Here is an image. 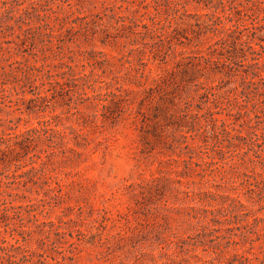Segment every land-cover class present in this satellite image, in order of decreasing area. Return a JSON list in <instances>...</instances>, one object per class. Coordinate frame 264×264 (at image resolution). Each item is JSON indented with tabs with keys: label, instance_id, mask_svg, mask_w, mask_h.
<instances>
[{
	"label": "rangeland",
	"instance_id": "1",
	"mask_svg": "<svg viewBox=\"0 0 264 264\" xmlns=\"http://www.w3.org/2000/svg\"><path fill=\"white\" fill-rule=\"evenodd\" d=\"M16 1L21 4L19 9L29 7L31 11L38 6V0ZM72 2L77 4V0ZM40 3L44 5L45 0ZM81 3L76 6L81 16L103 7V0ZM187 9L192 15L206 12L194 3ZM67 10L66 7L62 13ZM16 17L19 18L18 12ZM30 17L27 25L0 19V87L9 96L5 104L0 103V119H13L15 133L47 128L56 142L43 137L33 146L34 152L43 156L46 175L33 177L37 183L13 184L10 188L15 193L10 214L16 226L4 227L0 218L2 237L14 242L10 232L17 235L13 229L19 227L18 216L23 215L25 225L32 229L25 234L24 247L36 252L22 262L23 251H18L14 264H56L53 259L62 258L53 251L56 246L71 255L67 264H264V189L259 201L255 195L249 197L245 183L247 175L262 171L261 165L250 162L251 154L243 157V165H214L213 157L221 156L211 150L217 140L215 134L198 130V125L183 126L180 121V117L190 116L186 108L190 104L189 109L198 113L199 122L211 124L215 118L228 125L238 119L236 128L240 129V102L252 119L253 131L264 133V113L253 106L264 107V99H228L227 91L242 87L240 74L244 73H215L213 66L200 72L185 65L178 67L170 51L169 56H164L161 44L143 46L123 38L121 35H128L127 32H122L109 17L104 23L93 25L88 37L59 30L57 26L52 36L38 30L40 23L48 19L37 20L33 14ZM187 19L195 22L197 18ZM12 25L13 29L7 27ZM182 29L185 36L180 41L185 45L172 42L177 60L197 48L206 50L217 40L209 33L201 37L196 47L191 29ZM187 36L190 44L184 38ZM55 49L64 61L74 57L73 71L51 69L53 76L45 83L36 81L31 85L21 80L22 75L17 72L20 63H57L51 57ZM166 69L174 72L168 74ZM10 71H15L14 75L6 74ZM84 73L90 75V83L102 86L103 92L107 87H119L124 99L103 109L99 99H85L77 94L74 75L81 84ZM157 73L162 74L166 84L148 91L151 77ZM206 89L217 96L206 95ZM18 93L19 98L25 99H17ZM37 93L44 98L36 99ZM248 126L241 128L244 135L252 131ZM67 143L75 152L67 148ZM193 143L204 146L193 153L187 148ZM224 150V157L237 163V158ZM28 163L21 162L27 165L25 170L30 167ZM2 166L0 161V170ZM14 169L12 165L11 171ZM58 184L61 192L57 191L55 197L50 188ZM237 195L248 209L240 208L235 213L227 210L231 201L222 197ZM219 206H224L225 211H219ZM34 215L39 222L60 225L59 233L53 231L47 237ZM38 254L48 258L43 261ZM0 264L8 263L0 260Z\"/></svg>",
	"mask_w": 264,
	"mask_h": 264
},
{
	"label": "trees",
	"instance_id": "2",
	"mask_svg": "<svg viewBox=\"0 0 264 264\" xmlns=\"http://www.w3.org/2000/svg\"><path fill=\"white\" fill-rule=\"evenodd\" d=\"M0 1L2 3L0 5V19L5 17L13 20L15 23L19 22L22 25H27V20H31L30 16L33 14L37 20L44 21V19H48V21L40 23L38 30L43 29L47 34L52 36L55 35L53 34V28L57 26L59 30L65 29L66 32L88 37L93 33V25L99 22L104 23V20L109 17L115 21L118 25L117 27L122 32H127L128 35H121L123 38L130 39L134 44L140 43L143 46L154 47L161 44L165 49L164 56H169L168 52L170 51L178 67L185 65L191 71L200 72L202 69L209 70L210 66H213L211 67L213 72L226 73L228 75H231V72L236 75L243 72L244 74H240L243 82L242 87H233L227 91L228 99H264V0H103L101 10L85 16H81L76 8L77 5L82 6L81 2L84 0H77V4H74L72 0H45L44 5L40 3L42 0H38V6L31 8L32 12L29 7L17 8L21 4H18L16 0L11 2L8 0ZM190 3H194L197 7L206 10V12L195 15L190 14L187 9ZM66 7L68 9L67 13H62ZM16 12L19 13V18L16 17ZM190 16L191 18H197L196 21H188L187 18ZM202 18L204 20L200 21ZM183 26L191 29L197 43L196 47L201 42V37L209 33H213L217 40L209 44L206 50L197 48L192 50V54L189 56L177 60L175 57L177 51L173 47L172 42H179L180 38L185 36L183 33L185 29H182ZM7 27L10 29L14 28L13 25ZM61 33L63 31H60L59 34ZM184 38L189 40V44L191 43V39L188 36ZM58 42H63V39H59ZM174 44L185 45L183 41L179 43L174 42ZM57 48L59 49L60 46H57ZM58 49L52 50L51 56L57 63H45L44 61L42 63H39V61L31 63L28 60L25 65L20 63L17 72H20L22 75L21 80L31 85L36 81L45 83V80L49 81L51 80V76H53L51 75V69H68L73 71L74 57H70L68 62L64 61ZM67 50L74 55V50L71 47L68 46ZM237 67L242 68L243 71H239ZM165 71L168 74L174 72L168 69ZM14 73L15 71H10L6 74L10 76L14 75ZM141 77H144L143 72L141 73ZM89 78L90 75L84 73L81 77L84 83L80 84L77 82L79 77H75L74 75L75 92L83 95L85 99H99L103 109H107L109 105H118L119 101L124 99V95H122L119 87H115L114 90H109L110 87H107L106 91L103 92L102 86L97 87L96 82L90 83ZM151 82L152 86L148 88V91H153L155 85L159 87L163 82L166 84L162 74L159 73L151 77ZM1 85L6 84L2 83ZM86 88L90 89L93 94L89 95ZM209 91L210 89H206V95L217 96V93ZM4 93L5 90L0 87L1 104H5L6 99L9 98ZM37 96L36 99L44 98L40 93H37ZM17 97V99H25L19 98V93ZM237 104L239 108L237 115L242 118L241 123H239L240 129L236 128L238 119H235V121L228 125L215 118H213L211 124L208 121H205V123L199 122L198 113L193 112V109H189L191 107L190 104H187L186 107L190 111V116L184 115L180 117V121L183 123V126H186V124H191L193 127L198 125V130L203 129L209 135L215 134L217 140L214 142L215 145L211 147V150L217 152V154H221V156L218 154L219 156L216 159L213 157L211 163L214 165L220 163V167L223 168L227 165L233 166L232 164L238 163L239 165H243L242 161L245 155L251 154L255 157V159L250 157V162L254 166L260 164L262 171H254V175L252 176L247 175L248 179L245 180V183L248 185L249 197L252 198L255 195L260 201L262 199V190L264 189V162L261 161L264 159V133L259 134L253 131L254 126L250 125L252 119L249 118L250 116L246 107L240 104V102H237ZM253 106L256 110H260L259 113H264V107L258 104H254ZM217 122H220V124H217ZM6 123L7 125H5ZM244 126L252 129L247 135H244L241 131V128ZM16 128L17 126L13 119H0V161L3 164L0 170V218L5 222L4 227L9 228L13 224L14 227L16 226L12 221L14 217L10 214V210L14 208L11 197L15 194L10 189L11 186L13 184L26 186L30 181L37 183L33 177L46 175L43 156L34 152L36 151V147L33 146L42 142L43 137L52 143L56 142L55 137L49 134V129L47 128H33L15 133ZM187 132L189 133V130ZM183 137L186 138V136ZM189 137L192 138L193 136ZM206 142L204 141V143ZM203 146L193 143L192 145H187V148L196 153ZM67 148L75 152L69 146V143H67ZM224 148L228 149L227 153L237 158V163L233 162V158L224 157L226 153ZM22 160L29 162V169H24L27 165H22ZM205 163L207 162L205 161ZM12 165L15 168L13 171H11ZM50 191L56 197V192H61L60 184L57 187H51ZM210 194L214 195L211 192ZM223 198L231 201L227 204V210L229 211L233 209L236 213L239 212L237 210L240 208L248 209V206L241 202L240 195ZM44 200L39 199V201ZM218 209L219 211H225L224 206H219ZM210 212L212 214L215 213L213 210ZM18 217L20 225L17 229H13V231L17 230V235L12 233V229L10 230V236L14 242L2 237L0 230V240L4 244V246L0 247V251L2 252V255H0L1 262L6 261L8 264H14L17 261L16 258L19 256L18 251H23L20 259L22 262L28 261L36 253L24 247V243L26 242L25 234H30L32 229L25 225L23 215H19ZM33 217L36 222L40 221L37 216L34 215ZM37 225L38 227H43L42 233L46 234L47 237L53 231H56L58 234V229L61 228L60 225H57L53 221L39 222ZM75 244L74 242L72 243V245ZM61 247L59 246L57 249L56 246L53 251L62 255V258H54L53 260L56 264H67L68 261L72 260V257L66 254L65 249L59 251ZM30 252L31 254L29 255ZM70 253L73 254V251ZM38 256L43 261H46L48 258L47 256H43V254H38Z\"/></svg>",
	"mask_w": 264,
	"mask_h": 264
}]
</instances>
